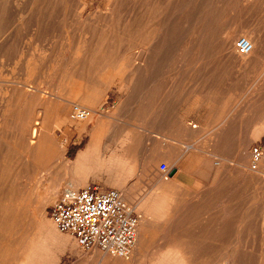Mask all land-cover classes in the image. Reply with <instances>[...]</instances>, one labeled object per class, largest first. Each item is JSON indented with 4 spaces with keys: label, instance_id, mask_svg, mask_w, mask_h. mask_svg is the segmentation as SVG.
Segmentation results:
<instances>
[{
    "label": "rangeland",
    "instance_id": "374dc122",
    "mask_svg": "<svg viewBox=\"0 0 264 264\" xmlns=\"http://www.w3.org/2000/svg\"><path fill=\"white\" fill-rule=\"evenodd\" d=\"M93 136L132 149L127 182L72 170ZM92 182L141 214L127 264H264V0H0V264H101L50 217Z\"/></svg>",
    "mask_w": 264,
    "mask_h": 264
},
{
    "label": "built area",
    "instance_id": "2783aa9c",
    "mask_svg": "<svg viewBox=\"0 0 264 264\" xmlns=\"http://www.w3.org/2000/svg\"><path fill=\"white\" fill-rule=\"evenodd\" d=\"M241 57L253 52V44L240 38L235 44ZM262 150L253 147L251 166L255 169L262 159ZM165 177H173L166 163L159 166ZM50 217L60 232L72 235L81 250L86 253L100 251L117 259H129L137 245L141 214L135 204L116 188H105L99 183H90L79 189L68 188L56 200Z\"/></svg>",
    "mask_w": 264,
    "mask_h": 264
},
{
    "label": "bare ground",
    "instance_id": "6f19581e",
    "mask_svg": "<svg viewBox=\"0 0 264 264\" xmlns=\"http://www.w3.org/2000/svg\"><path fill=\"white\" fill-rule=\"evenodd\" d=\"M152 14V13H151ZM166 21V20H165ZM148 32V31H147ZM241 32V31H240ZM238 36V33L237 31L236 32H233V33H229L227 35L224 36V46L226 47H230L232 45V43L236 40ZM146 40V39H145ZM252 40V39H251ZM225 47V49H226ZM254 47H253V52L252 54L250 55V57L252 56L253 57V54L255 53L254 51ZM144 53V52H143ZM236 57V56H235ZM241 57V56H240ZM249 57V56H248ZM237 58V57H236ZM236 60V59H235ZM238 60V64L240 66H244L245 64H248L249 62H247L248 58L247 57H242L240 60ZM252 60V59H251ZM87 117V112L82 109L80 106H78V108H74L73 109V119L76 120V121H83L85 120V118ZM197 128V127H196ZM40 132V131H39ZM33 140L35 141L38 137V130L34 131L33 132ZM56 137V136H55ZM248 145H241L240 146V153L242 156L245 155V158L246 156L248 155ZM130 151H132V149L128 148V149H123L122 152H117L115 151L114 153L110 154V155H106L104 153H101V150L99 148V144L97 143L95 137L93 136L92 137V142L86 147V149L84 151H82L77 159L72 162V170L75 171V172H88V171H99V172H111L112 173V176L114 175L118 180L122 181V182H127L130 178V172L132 171H135L134 169H136V166L134 167L133 165V157L132 155L130 154ZM249 157V156H248ZM241 158V157H240ZM244 158V159H245ZM242 159V158H241ZM249 159V158H248ZM243 160V159H242ZM246 160V159H245ZM262 160V159H261ZM260 160V161H261ZM250 161V160H249ZM34 163V162H33ZM247 163V162H246ZM245 163V164H246ZM249 163V162H248ZM251 164V163H250ZM258 166V164H257ZM254 169V168H253ZM257 167L254 169L256 170ZM24 176V175H23ZM56 178V177H55ZM23 184V183H22ZM129 186V185H128ZM13 189V188H12ZM76 189V188H74ZM11 191V189H10ZM14 190H12L13 192ZM20 191V190H19ZM54 191H57V190H54ZM16 192V191H15ZM22 192V191H21ZM20 193V192H19ZM18 191H17V194H19ZM13 194V193H11ZM28 194V193H27ZM38 194V193H37ZM42 194V193H41ZM20 195V194H19ZM14 196V195H13ZM25 196V195H24ZM29 197V195H27ZM31 196V195H30ZM22 197V196H21ZM4 199H5V196H4ZM14 200V199H13ZM23 200V199H22ZM33 200V199H32ZM40 200V199H39ZM7 201V200H6ZM9 201V200H8ZM21 201V200H20ZM19 201V202H20ZM26 200H23V202H25ZM31 201V199L28 198V201L29 202ZM12 202V201H11ZM22 202V201H21ZM23 202L21 203V205L23 204ZM26 202V203H27ZM40 202V201H39ZM18 206L20 204L16 203ZM29 204V203H27ZM17 206V207H18ZM23 206V205H22ZM21 206V208H22ZM32 206V205H31ZM27 207V206H25ZM29 207V206H28ZM34 207V206H33ZM20 208V209H21ZM18 210V209H16ZM22 212L25 210L21 209ZM27 210V209H26ZM29 211V210H28ZM13 212V211H12ZM11 212V213H12ZM21 213V211H20ZM19 213V215H20ZM30 213V212H29ZM28 213V214H29ZM15 215V214H13ZM24 215V214H23ZM9 216L11 217V214H9ZM18 216V215H17ZM21 216V215H20ZM18 216V218L20 217ZM27 217V216H26ZM12 218V217H11ZM10 218V219H11ZM14 219V218H12ZM17 219V218H16ZM19 220V219H18ZM14 221V220H13ZM19 221H22L21 219ZM18 222V221H17ZM14 223V222H13ZM15 224V223H14ZM13 224V225H14ZM12 225V223H11ZM21 225V224H18V226ZM25 225V224H24ZM14 227L16 228V225H14ZM13 227V228H14ZM22 227V226H21ZM26 227V226H25ZM6 228V227H5ZM10 228V227H9ZM25 229V228H24ZM15 231V230H14ZM27 231V230H26ZM141 232V231H140ZM8 233V232H7ZM141 234L144 236V233L143 231L141 232ZM139 236V234H138ZM148 237V236H147ZM2 239V238H1ZM14 239V238H12ZM144 241V238L142 239ZM141 240V241H142ZM149 240V239H148ZM143 241L140 243V246H138V254H140V252L146 247L148 246L149 244L145 245L143 243ZM151 241V240H150ZM138 242V241H137ZM11 243V242H10ZM5 245V244H4ZM1 246V245H0ZM7 247V246H6ZM9 247V246H8ZM4 248V247H3ZM173 248V247H172ZM179 248V247H178ZM137 250V249H136ZM13 252V251H12ZM143 253V252H142ZM7 256V255H6ZM4 258H7V257H4ZM2 259V258H1ZM10 260V259H9ZM97 260V259H96ZM101 264H127V262H123L121 261L120 259H117V258H110L108 257H105L103 259H101ZM128 260V259H127ZM24 263V262H23Z\"/></svg>",
    "mask_w": 264,
    "mask_h": 264
},
{
    "label": "crops",
    "instance_id": "0c3cea01",
    "mask_svg": "<svg viewBox=\"0 0 264 264\" xmlns=\"http://www.w3.org/2000/svg\"><path fill=\"white\" fill-rule=\"evenodd\" d=\"M176 140L177 138L176 137H174L172 140ZM177 144H175V146H172V148H174L176 151L177 150H179V149H177ZM86 146H84V147H82V148H79V149H77V150H75L74 151V153L73 154H71L70 155V157H69V160H74L75 158L77 159V156L79 155V152L81 151V150H83L84 148H85ZM179 147V146H178ZM69 151H70V149H69ZM179 151H181V153H179V158H177L176 159V162L177 163H175L174 165H172L171 166V168H172V170L173 169H175L176 170V172L178 171V167H179V164L181 163V161H182V158H181V156H182V154H183V150L181 149V147H180V150ZM162 163H165V162H161L160 164H162ZM160 172V171H159ZM88 179V178H87ZM92 183H94V182H92ZM113 186H114V184H113Z\"/></svg>",
    "mask_w": 264,
    "mask_h": 264
},
{
    "label": "water",
    "instance_id": "95a60500",
    "mask_svg": "<svg viewBox=\"0 0 264 264\" xmlns=\"http://www.w3.org/2000/svg\"><path fill=\"white\" fill-rule=\"evenodd\" d=\"M175 173H176V171H173L171 175L173 176Z\"/></svg>",
    "mask_w": 264,
    "mask_h": 264
}]
</instances>
